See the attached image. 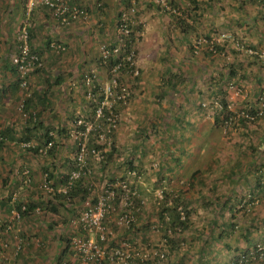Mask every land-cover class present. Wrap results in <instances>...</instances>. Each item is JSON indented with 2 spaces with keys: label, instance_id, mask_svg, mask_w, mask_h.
I'll return each instance as SVG.
<instances>
[{
  "label": "rangeland",
  "instance_id": "374dc122",
  "mask_svg": "<svg viewBox=\"0 0 264 264\" xmlns=\"http://www.w3.org/2000/svg\"><path fill=\"white\" fill-rule=\"evenodd\" d=\"M165 1L166 6L180 14L168 12L155 0L134 2L136 12L131 18L135 21L130 24L133 37L129 39L135 38L134 64L139 73L137 79L124 74L123 81L130 93L125 104L113 96L109 99V110L118 111L114 126L115 151L110 149L106 130L100 129L98 137L91 138L103 146L100 150L92 148L87 154L89 132L95 130L94 124L101 118L96 112L93 121L86 117L91 111V96L87 92L81 95L80 103L73 102L71 99L76 97L68 95L60 103H51L57 111H48L45 125L55 128L50 131L56 145L53 154L35 155L28 151L34 145H44L43 129L36 127L28 134L32 136L29 147L15 137L8 148L0 149V178L21 179L30 170L31 179L40 180L43 185L42 199L38 202L40 217L56 227L29 231L30 239L36 234L51 238L32 250L38 253L35 256L40 257L41 264L51 261L58 264L59 257L62 264H97L99 260L102 264H122V259L114 254L120 249L147 255L143 260L134 256L128 259V264H235L236 256L243 250L264 244V189L254 188L257 177L264 185V107L259 102L260 95L264 94V72L259 69L264 64V52L259 45L253 46L257 36L248 19L259 7L252 6V0H246V4L242 0ZM120 2L123 4L116 8L105 7L103 0H95V17L89 14L83 22L90 25L92 41L99 48L91 57L92 66L85 72L88 76L92 74L91 69L97 68L101 47L119 45L117 20L131 0ZM109 17L116 18L115 22L106 21ZM178 17H184L193 29L184 26V34L180 35L183 26ZM256 20L260 22L255 25H261L262 21ZM198 40L201 44L194 51L192 47ZM17 47L16 37V51ZM4 52V48L0 49L1 56ZM142 55L145 63H141ZM104 73L105 78L99 83L101 92L113 77L108 67ZM27 86L19 85L12 93L14 102H7V110L0 112L16 118L15 127H22L15 135L18 137L25 133L27 113L21 103L30 96ZM223 97L227 102L226 112L231 113L230 120H225L226 112L217 114ZM250 110L261 111L259 119L246 118ZM76 119L81 123H75ZM80 125L85 126L84 131L74 128ZM78 147L84 150L79 151ZM73 165L81 172L79 178L91 185L90 194L85 202L58 206L59 214L52 215L45 206L52 196L48 193L64 186L60 182L62 174H67ZM122 181L128 190L120 187ZM53 183L55 187H48ZM11 185L4 192L0 190V195L7 193L23 203L30 202L23 196L29 189L21 183ZM110 185L115 192L108 200L113 209L103 218L105 229L89 232L83 227L84 212L106 196L105 189ZM166 193L179 194L191 213L190 225L182 231L183 241L177 249L165 241L161 229L164 224L158 214ZM136 198L140 200L139 205ZM244 204L247 208H242ZM125 213L130 214L132 228L130 223H120ZM65 219L68 220L65 222ZM60 223L66 226L60 228ZM101 234L104 239H100ZM59 236L61 241L57 245ZM87 239L97 241L98 253L76 248L74 240ZM66 246L68 249L62 256ZM24 248L27 250L26 245ZM160 252L164 254L161 260H150ZM45 254L49 261L43 259ZM54 255L57 257L52 258Z\"/></svg>",
  "mask_w": 264,
  "mask_h": 264
},
{
  "label": "crops",
  "instance_id": "0c3cea01",
  "mask_svg": "<svg viewBox=\"0 0 264 264\" xmlns=\"http://www.w3.org/2000/svg\"><path fill=\"white\" fill-rule=\"evenodd\" d=\"M66 1L70 4L76 3L77 5L84 6L89 11L90 17H95V12H97V10L94 11L95 0ZM103 1V5L105 7L113 6L117 8L118 5L123 4L122 2L119 3V0ZM26 2L27 0H0V49H5L4 54L2 56L0 55L1 113H4L7 110V102L11 104L14 102L12 93L17 91V88H19L20 85L18 84L19 77L17 72L10 66V55L14 53V51H16V37L18 35L20 26L23 25L24 20L28 14L26 10ZM259 2L260 0H252V6L254 4L255 7H259V9L253 12L254 14L248 19L252 21V29L257 36L256 40L253 41L255 43L253 46L259 45L263 48L264 52V9L261 7ZM242 3L246 4L247 1L242 0ZM145 6H142L143 9ZM28 16L32 28L31 45L36 51L41 54L44 65L41 71L29 75L27 89H29L30 91L29 95L35 97L37 96V100H39V98H41V100L44 98L43 101L46 100V105H41L39 102L35 103L38 105L36 106V111H39L41 114V129H53V126L47 127L45 125L47 118L46 114L48 113V111L51 109V113H53L54 110L57 111V107H54L51 103H60L62 102V99L66 100L67 95L70 98L71 96L76 97V99L73 98L71 100H73V102L75 103H80L81 95H85L88 91V88H86L88 87V85L84 83V81L82 80V76L85 77L87 75L85 72H87V70L93 64V60L91 57L96 54V50H99V48L97 47L98 44L95 41H92L94 39L89 33L90 25H85L86 23H83L84 21L82 20H71L68 23H62L59 19L54 17L50 9L38 4L34 5ZM111 17H113V15ZM146 18L147 17H143L144 20H147ZM115 19L109 17L106 21L114 23ZM256 19H260L262 21L261 25H259L260 23L255 25V23L260 22ZM100 24H102V21L100 22ZM147 32L148 30L145 31V33ZM179 34L183 35L184 33L182 32V30H180ZM146 37L147 36H145V38ZM53 43L65 46V50L60 52L51 48ZM98 61L96 65L97 68H95L94 70L91 69L90 71L92 72L89 73H92L91 75L94 76V80L100 83L105 78V67L100 62L98 63ZM141 63H145L144 55H142L141 57ZM141 67L144 73V68L143 66ZM259 69H261L263 73L264 64L259 65ZM1 113L0 125L2 121L5 124L3 123V126L0 127V132L6 133V138H4L3 140V146L5 148H8L10 142L14 139L12 138V136L16 135L18 133V129H22V127L18 125L16 128V118L14 119L11 118V116H9L8 114L3 115ZM24 127V132L27 134V124ZM3 178H7L6 181L0 182V190H3V192L4 189H8L13 183H16V185H20V183L22 184V178L19 179L14 176H4ZM32 182V185L28 187L29 191L27 193L24 192L23 196L25 200L35 202L37 205L34 208L33 215L28 217L27 219H13V213L16 211H14L15 208L12 207V205L14 204V201L17 200V198H15L16 196H13L14 198H11L10 194L7 193H4V195H0V221L5 224V227H7V230L3 232V241L6 244V247L0 248V264H41L39 259L40 257H36V254L38 253L35 252V250L34 252L32 250L34 248L36 249L35 246L43 245L41 244V241L45 244L46 241L50 240L51 238L49 236L47 237L44 234L37 237L36 234L34 238L30 239L31 235H29V231H39L43 229L46 230L56 227L54 226L55 224L47 222L46 220L44 221L40 217V214L42 212L38 205V202H40V200L42 199L40 198L42 197L40 194L42 193L43 185L41 186L40 180H34ZM48 187L53 188L52 185ZM260 189H264L263 186H261L260 188H256V190ZM50 214H59L58 208L57 212L51 211ZM67 220L68 219H65L64 221L66 222ZM15 225L17 226L16 228H14ZM59 226H61L60 228H63V226H66V223H60ZM60 237L61 236L56 239L57 245L60 244ZM25 245L27 246V250H25L24 248ZM21 251L22 253H20ZM56 257L57 255H54V257L52 258ZM43 259L49 261V258L46 254L45 258ZM53 263L54 261H51L48 264Z\"/></svg>",
  "mask_w": 264,
  "mask_h": 264
},
{
  "label": "built area",
  "instance_id": "2783aa9c",
  "mask_svg": "<svg viewBox=\"0 0 264 264\" xmlns=\"http://www.w3.org/2000/svg\"><path fill=\"white\" fill-rule=\"evenodd\" d=\"M159 5H162L166 7L167 11L172 13V14H180L178 10L175 8H171L170 6H166V1L165 0H155ZM264 2V0H261ZM135 0H131L130 6L126 10H122L119 14L118 20H117V25H116V30H117V36L119 38V45L114 46L112 48L102 46L100 50V57L103 58V61L108 58L110 55L118 57L121 56V61L124 62V65H126V73L130 74L131 77L138 76V70L134 64V41L130 40L128 38H124V36H127L131 33L130 29V24L134 22L131 17L134 16L136 10L134 6ZM38 4L41 6H45L49 8L54 17L59 19L62 23H68L71 20H80L84 19L86 20L88 18V13L86 8H79L77 6H72L70 7L69 4L67 3L66 0H27L26 2V7H27V13L29 14L31 10L33 9L34 5ZM26 16L23 26L19 29L18 31V36H17V42H18V47L17 51L13 54L10 55V63L15 67V70L17 74L19 75L20 79V86L25 87L27 86L28 83V75L32 73L33 71L37 70L38 68H41L44 65V61L41 55H39L36 52H33L30 50L29 46V37H28V32L29 29L31 28V23L29 21V16ZM201 44V40H198L197 42L194 43L193 48L194 51H197L199 48V45ZM212 44V41H211ZM52 48L57 50V51H63L65 47L61 44H52ZM211 49H213L211 47ZM105 62V61H104ZM123 66L122 63L115 64L111 69L110 72L112 73V78L104 86V97L103 100L100 102V106L96 109V116L97 117H102L103 116V110L107 109L109 110L111 107V104L109 103V99L111 96L119 100L122 104H125L128 100L129 96V91L126 86H122L119 88V82H118V70L120 66ZM85 84L89 86V83L91 82V77L86 75L85 76ZM259 102L261 107H264V94H261L259 97ZM23 106V102L21 103V107ZM110 115L107 118L108 123H111L114 126L115 123V117L112 116V111L109 112ZM261 114V111H257L253 114H245V117L251 120H254L255 117ZM114 117V118H113ZM78 123H81L79 120ZM109 128L107 129V131ZM52 134V133H51ZM53 142L51 140L47 141L45 146H43L40 151L42 153H46L47 150L52 146ZM23 145H27L29 147L30 144L25 143ZM84 148L81 147L80 151H83ZM81 159V156L79 157V160ZM78 160V161H79ZM80 162H78L79 164ZM80 170H74L71 172V174L68 176V179L65 183V185L57 190V192H62V193H67L69 188L72 186L74 179L80 177ZM120 187L123 190H128L127 184L125 181L120 182ZM108 186V185H107ZM106 196L102 197L100 200L97 201L96 205L94 207L88 206L87 210L84 212L83 220L85 221V224H83V227H87V230L89 232H103L105 229V226L103 225V218L106 212L110 209H113L110 207L108 200L109 198H113L114 196V188L110 185L109 188L105 189ZM87 204H90L89 202H86ZM127 203V202H125ZM130 204V203H129ZM25 208L24 206H22ZM22 208V209H23ZM17 212H15L16 215ZM130 214L125 213L123 214L120 218V223H130L131 219L129 218ZM7 229H2L0 225V245L2 247H6V244L2 241L1 235H3V232ZM100 239L103 238V234L99 235ZM97 241L95 240H74V243L76 244V248L78 250H82L83 252L85 251L86 248L88 249H93L95 252H99L98 246H97ZM248 258L245 256H242L240 259V262L238 264H253L254 260L259 261L262 264H264V244H255L252 247L248 249ZM115 255H118L120 259H122V264H128L127 261L130 258H133L134 256H138L140 259H146L147 255L146 254H139V252H130L129 249H126L124 252L123 250H116L114 252ZM142 255V257H141ZM144 257V258H143ZM164 254L160 253V258H163ZM85 259H88V256L84 257ZM250 258V259H249ZM98 258H96V261ZM250 261V263H248ZM97 264H101V261Z\"/></svg>",
  "mask_w": 264,
  "mask_h": 264
},
{
  "label": "trees",
  "instance_id": "16d2710c",
  "mask_svg": "<svg viewBox=\"0 0 264 264\" xmlns=\"http://www.w3.org/2000/svg\"><path fill=\"white\" fill-rule=\"evenodd\" d=\"M260 2H262L261 4H264L263 1L260 0ZM67 3L69 4L70 7L77 6L79 8H85L84 6L77 5L76 3H73V4H70L69 2H67ZM87 13H88V16H89V11L88 10H87ZM80 20L86 21L84 19H80ZM178 20H179L180 26H183V27H181L183 33H184V30H185V29L183 30V28H185V27H187L188 29H193L191 25L187 24V22L184 19V17H178ZM22 26L23 25H21L20 28ZM132 34H133V32L131 31V33L129 35H127V36H124V38H128L129 39L130 36H132ZM28 37H29L30 50L33 51V52L38 53L39 55H41L31 45L32 28L29 29ZM130 40H132V39H130ZM192 49H194V48L192 47ZM209 53H211V51H209ZM104 61H103V58L99 57V62L101 64L103 63L105 68L108 67V70H110L115 64H118V63H122L123 64V66L121 65L119 70H118V74L121 75L120 77H118V82H119V88L122 87V86H126L124 81H123L124 80V74L126 73V65H124L125 61L124 62L121 61V56L115 57V56L110 55ZM10 66L15 70V67L12 64ZM42 69H43V66L41 68H38L37 70L33 71L29 75L37 73V72L41 71ZM29 75H28V77H29ZM229 75L230 76H234V73L233 72H229ZM90 77H91L92 80L89 83L88 87H90V89L87 91V93L90 94V96H91L90 99H89V104L91 106V111H90V113L87 114L86 117L88 119H90L91 121H93L95 119L94 114L96 112V109L99 107L100 102L103 100V95L104 94H103V92H101V87H100L99 82L94 80V76L93 75H90ZM136 77L137 76H135L133 78L137 79ZM85 78L86 77L82 76V80L84 81V83H85ZM217 83H219V82H217ZM133 86H135V85L133 84ZM43 99L41 100V98H39V100H37V96L35 97V96H31V95L28 98L24 99L22 107H23V110L27 113L26 114L27 117H26V121L25 122H26V124H28L27 125L28 126V130H27L28 133L27 134L24 133L22 136H19V137L13 135L12 138L16 137V139H18L19 141H22L24 143H29L32 136H29L28 134L32 130V127H36V128L41 129V124H42V122L40 121V115L41 114H40L39 111L38 112L36 111V106H38V105L37 104H33V102L36 101V103L39 102L41 105H46V100L43 101ZM113 109L114 110L112 111L111 115L115 117V121H116L117 120L116 119L117 118L116 115H118V111L115 108H113ZM226 111H227V102H226L225 98L223 97L220 100V108L218 109L217 114H221L222 112H226ZM109 112H110V110H107V109L103 110V116L101 118H99L98 121H96L97 122L96 125L94 124L95 130L94 129L90 130V132H89L90 133V139L87 142V147H88L87 148L88 149L87 154H90L92 148H94L96 150H100L101 147L103 146V145L96 144L95 141L93 140V138H91L93 136L94 137H98V133L101 132L102 129L106 130V135L111 140V143H110L111 151H115L116 150V138H115V134H114L115 123H114V126L111 123H108L107 118L110 115ZM113 112H115V113L113 114ZM249 113L253 114L255 112L250 110ZM230 116H231V113L230 112H226V115L224 117L225 120H230ZM259 117L260 116H257L256 119H259ZM77 121H78L77 119L74 120L75 123ZM37 126H39V127H37ZM74 128L76 130H77V128H79V129H81V131L85 130V126L84 125H80L79 127L75 126ZM108 128H109V130L107 131ZM50 131H52L50 128H47L45 130L44 129L41 130V133H42V136H43V142H44L43 146H45V144L49 140H51L52 142L54 141L53 140L54 139L53 135L51 134L52 132H50ZM4 138H6V133L5 132L4 133L0 132V149L3 147ZM42 147L37 144V145H34V146L28 148V151L31 152L32 154H35V155H42V154H44V153H42L40 151V149ZM55 149H56V145H55V143H53L52 146L47 150L46 153L53 154L55 152ZM78 150L80 151V147H78ZM44 169H47V168H44ZM77 169H78V167L76 165L71 166L70 170H69V172L67 174H62V179H60V182L66 183V181L68 179V176L71 174V171L72 170L74 171V170H77ZM28 171H30V170H26L24 172V174H25L24 177L25 178L21 177L22 178V183H23V184H21V186L22 187H26V189H29L28 187L30 185H32V183H33L32 182L33 180L29 176V172ZM48 174H49V176H51L53 173H48ZM55 179L56 178H54V180ZM6 180H7V178H3V177L0 178V182L1 181H6ZM110 182H114V181L110 180ZM256 184L257 185L254 188H260L262 186V183L260 182V177L256 178ZM51 185L53 187H55L54 183L51 184ZM90 191H91V185H89L88 183L85 184V182L83 181L82 178H76V179H74L73 184L69 188L67 193H62V192L61 193H57V192L48 193V194H52V196H51V198L48 201H46V204H45L46 209L49 210V211L57 212L58 206H67L68 207L69 205H75V204H78L80 202H85L87 197H88V195L90 194ZM41 195H43V193ZM40 198H42V197H40ZM217 199H218V201L220 200V198H217ZM227 199L228 198L226 197V200H224L225 201L224 203L227 202ZM249 199H250V201H253L251 199V196H250ZM168 201L170 202V204H168ZM135 202H136V205L140 204V200L138 198L135 199ZM36 205L37 204L35 202H32V201H30L28 203H23L22 200L21 201L19 199L15 200L14 204L12 205V207H14L16 209V212H17L15 217H14V220L27 219L28 217L32 216L33 213H34V208H35ZM22 206H24L25 208H23ZM158 208H159L158 214L160 215L159 217L161 218V221L163 222L162 224H164V226L161 227V229H162V233H163V236L165 238V241L169 244V246L172 249L174 247L176 249L180 248L181 243L183 241V238H180V235H181L182 231L187 226L190 225V222H191V213H190V209H189L187 203L184 202L180 198L179 194L174 195L172 193H170V194L166 193L164 198H163V201L161 202V205ZM242 208H247V205L246 204L242 205ZM0 225H1L2 229H6L7 228V227H5V224L2 221H0ZM132 225H133L132 222H130V227L131 228L133 227ZM131 228H129V229H131ZM1 238H2V241H3V235H1ZM1 247H2V245H0V248ZM67 249H68V246H66L62 250V256L64 255V253H65V251ZM248 249L249 248L243 250L238 256H236L235 262H234L235 264H238L240 262V259L242 258V256H245V257L248 258V253H247ZM160 253H155L150 260H152V261L161 260ZM248 263H250V261H248ZM58 264H62V263H60V257L58 258ZM254 264H262V263L259 262V261H255L254 260Z\"/></svg>",
  "mask_w": 264,
  "mask_h": 264
},
{
  "label": "clouds",
  "instance_id": "9594fccd",
  "mask_svg": "<svg viewBox=\"0 0 264 264\" xmlns=\"http://www.w3.org/2000/svg\"><path fill=\"white\" fill-rule=\"evenodd\" d=\"M65 185V184H64Z\"/></svg>",
  "mask_w": 264,
  "mask_h": 264
}]
</instances>
